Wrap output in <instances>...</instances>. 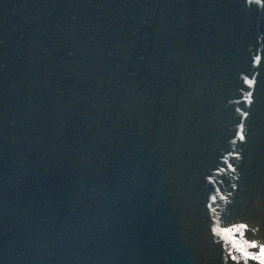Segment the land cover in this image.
<instances>
[{
    "label": "water",
    "instance_id": "1",
    "mask_svg": "<svg viewBox=\"0 0 264 264\" xmlns=\"http://www.w3.org/2000/svg\"><path fill=\"white\" fill-rule=\"evenodd\" d=\"M0 264H264V0H0Z\"/></svg>",
    "mask_w": 264,
    "mask_h": 264
}]
</instances>
